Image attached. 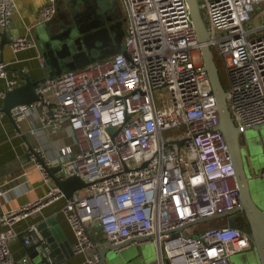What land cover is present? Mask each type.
<instances>
[{"label": "built area", "instance_id": "1", "mask_svg": "<svg viewBox=\"0 0 264 264\" xmlns=\"http://www.w3.org/2000/svg\"><path fill=\"white\" fill-rule=\"evenodd\" d=\"M116 1L123 9L128 56L118 52L45 77L35 85L37 100L13 108L16 125L38 111L42 129L68 128L73 135L75 147H63L67 159L59 165L65 177L77 175L86 183L62 208L75 236L73 251L86 256L81 264L99 262L102 241L118 246L135 238L138 245L154 244L156 264H230L231 255L252 248V239L218 216L237 207L240 188L188 3ZM199 5L208 45L227 75V102L237 129L263 125L264 22L249 24L264 0H199ZM15 9V0H0L2 29ZM56 12V0H45L36 24ZM31 38L12 37L9 45L23 50L35 44ZM0 77H8L2 61ZM16 85L9 79L0 99ZM29 156L46 193L1 214L0 264L16 263L10 249L19 236L15 224L65 198L49 183L53 162L37 147ZM258 177L264 180V169ZM5 192L0 188V197ZM203 222L211 224L199 229ZM36 229L28 228L26 244Z\"/></svg>", "mask_w": 264, "mask_h": 264}, {"label": "water", "instance_id": "2", "mask_svg": "<svg viewBox=\"0 0 264 264\" xmlns=\"http://www.w3.org/2000/svg\"><path fill=\"white\" fill-rule=\"evenodd\" d=\"M105 1L69 0V8L63 10L60 20H55V15L50 21L44 22L46 26L45 33L44 35H37V40L42 49L44 64L49 69V76L82 68L118 52L128 56L123 49L124 19H121L122 9L116 0H110L107 3ZM186 1L198 41L201 43L200 51L203 66L208 74L215 97L219 113V129L226 139L240 188L237 207L218 216L226 217V223L230 227H235L233 220L236 217L245 220L244 226L238 228L250 235L252 239V248L247 251H254L258 264H264V180L255 179L258 177L251 178L247 174L239 140L240 133L232 119L227 102V92L221 81L212 50L208 45L210 33L200 9L199 0ZM58 11H60V7L57 6ZM4 37L5 33H2V38ZM23 75L25 78L24 83L8 91L4 99L2 109L4 113L11 117L14 113V107L34 102L38 98L35 93L37 83L31 81L28 75ZM255 128H259V126ZM50 173L54 183L68 199H71L76 191L86 186V183L77 175L65 177L61 165L50 168ZM254 182L255 184H253ZM255 190L257 192L256 197ZM208 219L210 217L201 218L194 223ZM37 229L48 244V248L43 244L39 247L37 254L39 261L37 264H58V262L63 261V255L58 254L59 238L54 229L49 230L46 221L39 223ZM135 240H138V238L129 239L118 246L98 245L99 262L97 264H114L116 258L118 260L117 264H119L121 258L118 255V248ZM66 248L67 251L71 249L70 245H67ZM51 253L55 254V259H51ZM145 264H156V261L154 259Z\"/></svg>", "mask_w": 264, "mask_h": 264}, {"label": "crops", "instance_id": "3", "mask_svg": "<svg viewBox=\"0 0 264 264\" xmlns=\"http://www.w3.org/2000/svg\"><path fill=\"white\" fill-rule=\"evenodd\" d=\"M44 3L45 0H15L16 9L10 25L6 29L0 27V61L7 64L8 75L6 79L0 77V91L6 90L9 79H16V86L23 84L25 80L23 74L28 75L30 80L36 83L49 76V69L41 60L43 59L42 49L37 40V35H44L46 30V27H44L42 31H39L45 24H36L38 10ZM117 3L120 6L118 1ZM121 19H123V16ZM28 26H32L30 34L27 30ZM2 33H5L4 38H2ZM23 35L31 36L36 45L16 52L13 51L9 45L10 39ZM4 99H0L1 106H3ZM33 129L34 133L31 132ZM74 145L73 135L68 128L57 131L42 129L38 111H33L32 115L20 121L19 125H16L13 116L4 113L0 118V188H3L6 192L0 197V218L3 211L15 209L29 201L42 197L46 193L47 185L43 182L36 164L31 161L29 156L32 147L41 149L45 158L53 162V166H55L67 159L62 151L63 147L70 146L74 148ZM49 183H54L53 178ZM66 199L65 197L49 204L43 207L40 212L15 224L14 228L19 232V236L10 243L12 256L16 261L15 264H37L39 261L37 255L39 247L43 244L48 248L45 238L38 229H36V232L29 234L31 238L29 244L24 242V237L28 234V228L31 225L37 227L43 221L47 222L49 230L54 229L59 238L58 254L63 255L64 258L58 264H81L85 260V254H76L73 251L75 236L62 212ZM4 230L5 226L0 222V231ZM102 242V245L105 246L106 243ZM66 243L70 245L71 249L69 251H67ZM145 244L153 246L151 243L138 245L132 242L119 249L118 255L122 260L121 264H130L133 259H135L134 264H145L154 260L156 255L155 257H147V252L142 253L140 247ZM135 247L138 248L136 253H124L126 250ZM50 256L51 259H55L54 253H51ZM26 257L28 262L22 263V259Z\"/></svg>", "mask_w": 264, "mask_h": 264}, {"label": "rangeland", "instance_id": "4", "mask_svg": "<svg viewBox=\"0 0 264 264\" xmlns=\"http://www.w3.org/2000/svg\"><path fill=\"white\" fill-rule=\"evenodd\" d=\"M68 1L69 0H57V6L60 7V11H58L56 13V18L55 20H60L61 18V14L63 12L64 9L69 8L68 6ZM110 0H106L105 3L109 2ZM257 12L254 14L252 20L250 21V26H258L259 24H261L262 22H264V9H261L259 7H257ZM44 24V23H41ZM46 27L45 25L43 27L40 28L39 31H42L43 28ZM264 31H262L263 33ZM215 57V61L216 64L218 66L219 69V74H220V78L221 81L225 87V89H227L228 87V79H227V75L226 72L224 70V68L222 67V65L220 64L218 58L213 55ZM157 100L159 98V92H156L155 94ZM161 100L165 101L166 106L169 105L170 101L168 100V98H162ZM240 133V144L242 147V153L245 159V165H246V171L247 174L252 178L254 177H258V174L261 170L264 169V124L259 126V128H247ZM171 134L170 132H166V135ZM255 179H259L260 181H263L262 178H255ZM255 184V182L253 183ZM254 186V185H253ZM84 193V192H83ZM255 193V197L257 196V192L256 190L254 191ZM210 222H203L201 223L199 226V229H203L205 227L210 226ZM151 243V242H149ZM153 246H148V245H142L140 248L142 250V253L145 254L147 252L146 255H148L147 257H155L156 255V249L154 247V244L151 243ZM138 250L137 247L135 248H131L129 250H126V252L124 253H136ZM129 251V252H127ZM248 254V255H246ZM117 261V262H116ZM122 261V260H121ZM121 261L119 260V264H121ZM118 263V260L116 258V260L114 261V264ZM135 263V259L130 261V264H134ZM230 263L231 264H258V260L256 257V254L254 251H245L239 254H233L230 256Z\"/></svg>", "mask_w": 264, "mask_h": 264}, {"label": "flooded vegetation", "instance_id": "5", "mask_svg": "<svg viewBox=\"0 0 264 264\" xmlns=\"http://www.w3.org/2000/svg\"><path fill=\"white\" fill-rule=\"evenodd\" d=\"M123 16V19H124V15ZM124 24V23H123ZM234 224H235V228H238V227H243L244 224H245V220L243 218H240V217H236L234 220H233ZM239 229V228H238Z\"/></svg>", "mask_w": 264, "mask_h": 264}]
</instances>
